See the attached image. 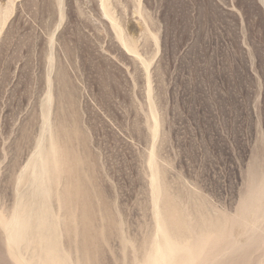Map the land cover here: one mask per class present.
Here are the masks:
<instances>
[{
    "label": "rangeland",
    "instance_id": "374dc122",
    "mask_svg": "<svg viewBox=\"0 0 264 264\" xmlns=\"http://www.w3.org/2000/svg\"><path fill=\"white\" fill-rule=\"evenodd\" d=\"M0 11L3 215L51 112L55 143L69 150L61 160L78 168L54 184L53 198L74 262L143 259L154 233L155 150L163 200L189 225L221 223L199 261L264 264V224L243 206L264 178V0H5ZM65 188L80 190L65 195L77 209L59 206ZM2 236L0 228V264H14Z\"/></svg>",
    "mask_w": 264,
    "mask_h": 264
},
{
    "label": "bare ground",
    "instance_id": "6f19581e",
    "mask_svg": "<svg viewBox=\"0 0 264 264\" xmlns=\"http://www.w3.org/2000/svg\"><path fill=\"white\" fill-rule=\"evenodd\" d=\"M3 1L5 0H0V3H2ZM7 3H14V0H7ZM59 3H62V0H59ZM6 10H7V7H6ZM3 15H4V18L1 17L2 21L6 19L7 12ZM113 23L115 24L116 22H113ZM115 26H117V24H115ZM122 35H119V36H122ZM125 39H123L122 41H125ZM129 44L130 43L126 45H129ZM48 93L49 94H48L47 104L52 105L51 103L52 95H51V92H48ZM50 110L51 109L48 108V111ZM50 113L51 112L44 115L45 116L44 125L42 126L43 133H42L41 140H39L37 150L34 152V154H32L33 156L30 159L29 163L27 164V166H25V169L22 170L21 172L22 174H20V176L18 177V187H17L18 188L17 191L19 192L18 200L15 204L14 210H12L13 211L12 214L10 213L11 216L8 217V216H5V214L3 215L2 210L0 209L1 210L0 228L2 229L3 234H4V237L3 236L2 237L5 238L4 241L6 242L8 255L11 258V260L14 262V264H80L79 260H78V263H76L77 261L74 262L72 258L73 254H71L69 250L65 249L66 246L63 247L62 242L64 240L62 241V238H63V234L66 231L63 233V229L61 228L60 224L64 223L66 217H64L65 215H63L64 219L61 220L60 219L61 214L59 215L55 213L56 209L54 210L53 208V200H54L53 198L55 197L54 196L55 195L54 184H57L59 186L60 185L64 186L63 184L64 175L63 174L66 171L68 172L70 168L68 166L71 165L72 162H70L71 158L69 159V162L71 164H67L69 163L67 161H65L67 163H64L62 161L63 159L61 160L62 154L64 153V156H65L67 151L69 150L65 149L66 150L65 151L66 153H65L64 151H61L58 147L59 145L57 146V144L55 143L56 140H55V134L53 132ZM153 115L155 117V114ZM155 125H154L155 128L153 130V136L157 138L156 135H158L157 130L159 128H157L156 122H155ZM156 154H155V150L151 151L149 164H148L150 168V173H151V189H152L151 193H152V202H153L154 233L149 243V246H147L146 248V253L142 256L143 259L139 261L135 260V264H208V263L200 262L199 257L202 256L207 250V247L209 246L208 240H212L214 235L220 236L217 229L221 230V223L217 220L208 221L207 217H202L200 218L201 219L200 222L198 221L193 222L192 225H189V221L193 220L192 217L188 218L186 213L180 211L177 208V205H174L175 203L173 204V206H170L168 204V201L167 202L164 201L165 195L168 193L165 190L163 186V182L161 180L162 178H160V175H159V170H158L159 168H157L158 163H157ZM66 156H68V153ZM70 157H73V155ZM73 165H75L74 161H73ZM70 170H69V175L71 174L73 170L75 171V169H73L72 166ZM77 170L75 171L76 174H77ZM80 170L82 169L79 168L78 172H80ZM81 172L79 174H81ZM65 174L68 175V173H65ZM69 175L68 177L70 178ZM74 177H77V175ZM70 182L71 181H68L67 183H70ZM82 184L86 185L83 182ZM24 185L27 187V190L25 192L21 191V186L24 187ZM76 189H73V190H76ZM69 190L70 189L65 188V190L63 189L62 192H60L59 190L58 192H56V199L58 200L59 203L62 204V205H59L61 206L62 210H63L62 207L64 206L65 207L71 206L73 207L74 210L77 209V208H74V206L78 207L77 205L72 206L71 204L73 202L66 201L68 196L70 195L68 193L70 192L72 194L73 192V190L72 192ZM78 191L80 190L78 189ZM75 194L76 192L74 191L73 196ZM65 195H68V196H65ZM71 198H68V199L72 200ZM249 198L250 200H247V202L244 203L243 206L248 209V213L251 215L252 220L254 219L255 221H260L262 224H264V209H263L264 208L263 207L264 178L259 182L255 190L250 194ZM85 200L89 201L86 198ZM76 202L74 201V203ZM78 202L81 207L83 208L86 207L85 206L86 204H84V200H81V201L78 200ZM67 208L68 207H66V209ZM61 209L59 207V211ZM73 209H71V211ZM79 209L77 211L81 213ZM74 212L76 213V211ZM86 212H84L85 215L87 214ZM66 213L64 212V214ZM70 214L71 212L68 215ZM83 214H82V217H83ZM87 215L84 217H87ZM82 217L80 216L78 218H82ZM88 218H87L88 222L92 223L93 220L89 221ZM78 221L76 220L77 223ZM81 221L83 220L81 219ZM90 225H93V224H90ZM249 228L251 229V231L255 232L256 230L259 229V226L257 225V223H254V225L252 223V225ZM70 229H73V228H70ZM73 231L75 230L73 229ZM250 239H253V238H250ZM75 240H77V238ZM82 249L84 250L85 248H82ZM86 250H87V246H86ZM231 250L232 251L243 250V247L233 244ZM222 252H224V250H222Z\"/></svg>",
    "mask_w": 264,
    "mask_h": 264
}]
</instances>
